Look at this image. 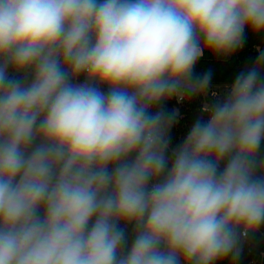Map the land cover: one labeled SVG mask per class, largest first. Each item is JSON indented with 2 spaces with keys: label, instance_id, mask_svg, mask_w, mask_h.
<instances>
[{
  "label": "clouds",
  "instance_id": "9594fccd",
  "mask_svg": "<svg viewBox=\"0 0 264 264\" xmlns=\"http://www.w3.org/2000/svg\"><path fill=\"white\" fill-rule=\"evenodd\" d=\"M246 30L264 0H0V264H235L264 226V50L170 155L152 109Z\"/></svg>",
  "mask_w": 264,
  "mask_h": 264
},
{
  "label": "trees",
  "instance_id": "16d2710c",
  "mask_svg": "<svg viewBox=\"0 0 264 264\" xmlns=\"http://www.w3.org/2000/svg\"><path fill=\"white\" fill-rule=\"evenodd\" d=\"M261 50H264V33L253 34L246 30L242 46L233 54L227 57L217 56L206 50L193 68V77L202 78L206 74H210L209 86H229L241 71L250 68L255 63ZM225 95L216 91L207 95L203 93L180 99L172 97L152 109L154 113L163 111L171 118L168 131L169 155L171 150L177 148L184 141L191 126L198 119H207L208 112L204 105L210 107L217 101L223 100ZM262 152H264V148H262ZM130 233L129 229V240H131ZM218 264H233V261L229 257L219 261ZM235 264H264V226L253 236L243 241L240 255Z\"/></svg>",
  "mask_w": 264,
  "mask_h": 264
},
{
  "label": "rangeland",
  "instance_id": "374dc122",
  "mask_svg": "<svg viewBox=\"0 0 264 264\" xmlns=\"http://www.w3.org/2000/svg\"><path fill=\"white\" fill-rule=\"evenodd\" d=\"M228 89V86L225 85H212V86H208L207 90L204 92L205 95L209 94V93H214L217 91V93H224L226 94ZM206 107V105H204Z\"/></svg>",
  "mask_w": 264,
  "mask_h": 264
},
{
  "label": "built area",
  "instance_id": "2783aa9c",
  "mask_svg": "<svg viewBox=\"0 0 264 264\" xmlns=\"http://www.w3.org/2000/svg\"><path fill=\"white\" fill-rule=\"evenodd\" d=\"M178 99H180V98H178Z\"/></svg>",
  "mask_w": 264,
  "mask_h": 264
}]
</instances>
